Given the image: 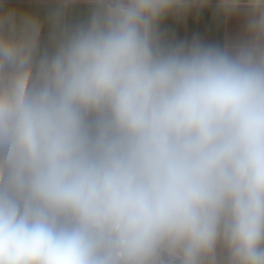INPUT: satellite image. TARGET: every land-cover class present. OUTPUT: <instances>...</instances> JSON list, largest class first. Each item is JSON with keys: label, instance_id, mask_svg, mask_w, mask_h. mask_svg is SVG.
<instances>
[{"label": "clouds", "instance_id": "9594fccd", "mask_svg": "<svg viewBox=\"0 0 264 264\" xmlns=\"http://www.w3.org/2000/svg\"><path fill=\"white\" fill-rule=\"evenodd\" d=\"M0 264H264V0H0Z\"/></svg>", "mask_w": 264, "mask_h": 264}, {"label": "crops", "instance_id": "0c3cea01", "mask_svg": "<svg viewBox=\"0 0 264 264\" xmlns=\"http://www.w3.org/2000/svg\"><path fill=\"white\" fill-rule=\"evenodd\" d=\"M28 0H9V4L23 6ZM215 5H210L199 16H194L192 22H185L182 29L172 26L177 35L183 38L199 36L209 43L224 44L227 38L234 36L239 32L241 21L237 18H231L227 21H221L214 14ZM171 26V25H170Z\"/></svg>", "mask_w": 264, "mask_h": 264}]
</instances>
